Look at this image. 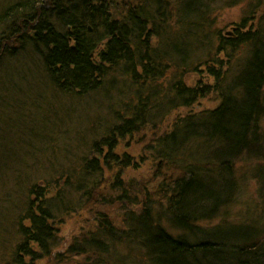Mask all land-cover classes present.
Segmentation results:
<instances>
[{
  "label": "trees",
  "instance_id": "16d2710c",
  "mask_svg": "<svg viewBox=\"0 0 264 264\" xmlns=\"http://www.w3.org/2000/svg\"><path fill=\"white\" fill-rule=\"evenodd\" d=\"M224 1L230 8L240 5V0H22L2 6L0 65L28 46L57 90L87 94L120 79L135 86L127 109L132 115L116 119L120 125L81 164L87 180L70 187L84 193L81 206L118 200L128 207L119 219L124 227L96 212L95 233L74 238L65 257L57 252L62 218L80 207L72 203L70 210L49 184L33 186L32 197L46 201L37 197L28 204L8 264H62L64 258L95 254L91 264H129L124 254L116 262L112 257L121 246L130 255V245L141 253L130 264H264V0H244L249 10L233 25L231 38L216 29L213 16L214 6ZM188 73L199 76L194 86L186 83ZM211 97L217 107L191 111ZM184 109L190 114L182 116ZM176 113V122L146 148L155 160V179L137 182L126 173L133 165L128 155L120 165L125 154L118 153L119 141ZM246 161L258 191L253 209L259 210L254 214L247 207L241 222L216 225V218H233L241 204L247 172L240 164ZM171 162L179 171L175 176L164 172ZM103 165H116L115 178L105 177Z\"/></svg>",
  "mask_w": 264,
  "mask_h": 264
},
{
  "label": "rangeland",
  "instance_id": "374dc122",
  "mask_svg": "<svg viewBox=\"0 0 264 264\" xmlns=\"http://www.w3.org/2000/svg\"><path fill=\"white\" fill-rule=\"evenodd\" d=\"M13 1L21 2L22 0H0V12L3 11L2 6H7ZM227 2L215 5L213 16L215 15V20L216 18L218 20L216 29L222 31L225 38H231L234 36L233 25L241 22L249 10V3L240 0V5L230 8ZM0 35H2L1 31ZM17 50V54L2 59L0 65V264L10 263L13 252L18 246L20 240L18 221L32 199L38 197L35 195L32 197L29 189L33 186L32 190H35V186L47 187L49 184L52 191H61L63 197L69 202L70 210H72L70 206L72 203L80 207L62 218L65 222L59 230L62 233V241L57 252L62 253L63 256L66 255L65 257L69 255L66 252L68 246L73 244L74 238L79 241L82 239L81 236L90 238L95 233L96 212H105L118 224L122 223L120 227L122 229L123 220L119 219L124 216L128 208H124L118 200L109 201L105 207L97 202L92 203L91 206L86 202L81 206L78 201L84 193L72 192L70 187L77 186L81 180H87L88 177L81 172L83 168L81 164L86 159L91 161L94 158L95 155H90V152L112 131L115 120L118 117L122 119L132 115L127 109L133 98L130 89L135 86L120 79L114 82L115 85L104 84L106 86L99 91L82 95L62 94L52 86L35 50L28 46L22 50L17 48ZM187 75L186 83L194 86L199 76L191 73ZM215 102L217 103L216 98L211 97L191 111L197 113L215 108L217 107ZM191 111L179 110L182 116L190 114ZM178 117V113L170 114L161 124L157 123L156 127L151 123L147 128L142 129V132L120 140L122 145L118 153L125 154L121 158L120 165L127 162L126 155H128L133 165H130L126 173L131 175V178H135L137 182L138 179L146 181L154 178L156 174L152 168L156 167L155 160L146 149L147 145L151 143L150 140L155 141L158 135L165 134ZM250 165L252 164L248 161L240 164L247 174L245 178L243 177L240 187L241 196L238 201L254 213L258 212L259 208L253 209V207L255 204L258 207L259 202L257 186L250 175ZM115 167L116 165H113L109 169L106 166L104 169L106 175L104 176L108 180L115 178ZM168 167L170 169L164 171L168 175L178 174V170L177 172L173 170L172 162ZM31 169L33 171H30ZM74 171L77 175L76 173L74 175ZM104 187L106 191L109 188L105 185ZM37 192L39 193L40 190ZM114 194L118 195L119 192ZM37 200L46 201L43 195H40ZM81 200L83 201V198ZM237 209L239 208H234L235 214H238ZM207 225L213 226L209 223ZM127 245L125 243V246ZM129 247H134L130 255L125 254L128 250L121 246L120 253L114 254L113 260L116 262L120 254L128 257L129 264L135 258L139 259L141 254L139 249L135 245ZM96 258V254L88 255L80 260L76 257L64 258L62 264H86L85 260L91 264Z\"/></svg>",
  "mask_w": 264,
  "mask_h": 264
},
{
  "label": "bare ground",
  "instance_id": "6f19581e",
  "mask_svg": "<svg viewBox=\"0 0 264 264\" xmlns=\"http://www.w3.org/2000/svg\"><path fill=\"white\" fill-rule=\"evenodd\" d=\"M165 75H167L169 78L170 77H172L171 75H170V73L169 74H165ZM168 77H167V79H168ZM159 82V81H158ZM59 92L60 93H62V94H66V92H64V91H60L59 90ZM68 93V92H67ZM71 94H73V95H79V94H76V93H74V92H70ZM80 95H82V93L80 94ZM115 125H120V122H117L116 120H115V123L112 125V126H115ZM120 143H121V141H119ZM122 144V143H121ZM102 156L100 157V161H102V159L105 157V153H102L101 154ZM34 168V167H33ZM26 169H27V167H26ZM41 170H43L44 171V169H41ZM30 171H33V169H31ZM242 205H243V203H242ZM241 204L240 205H238V206H235V208H239V209H237L238 210V214H235L234 213V217L233 218H225L224 216L223 217H219V218H216L215 219V221H213L214 223H216V225H224V224H226V225H229V226H231L232 224H234V223H238V222H241L242 220H244L245 219V216L247 215V213H246V210H247V207H244V205L242 206ZM243 218V219H241L240 220V218L241 217ZM209 228V230L210 229H213V226H208ZM169 230V234H172L173 236L174 235H176V233H175V231H173L172 229H168ZM8 258V257H7ZM5 264H7V263H5Z\"/></svg>",
  "mask_w": 264,
  "mask_h": 264
}]
</instances>
